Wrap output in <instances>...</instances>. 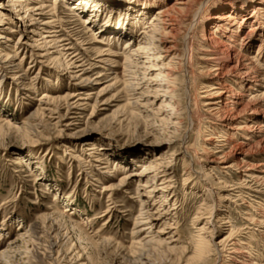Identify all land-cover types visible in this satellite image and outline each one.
I'll list each match as a JSON object with an SVG mask.
<instances>
[{"label":"rangeland","instance_id":"obj_1","mask_svg":"<svg viewBox=\"0 0 264 264\" xmlns=\"http://www.w3.org/2000/svg\"><path fill=\"white\" fill-rule=\"evenodd\" d=\"M9 1L0 0L1 55L12 53L22 36L17 20L20 12H16L20 6L45 3L46 8L36 16L42 24L55 0H20L15 8H8ZM160 2L57 0L56 31L71 48L63 59L77 57L74 61L84 65L72 71L78 79L72 78L71 71L39 58L30 68V55L22 59L18 54L15 62L20 63L24 78L14 80L11 69L0 62V264H188L197 256L202 227L206 229L201 235L210 239L211 245L225 239L231 230L235 240L247 243L244 255L264 264V226L249 221V217L259 220L262 216L264 184L247 180L251 188L240 192L239 170L222 169L225 162L234 165L242 150L230 153L220 165L200 162L207 159L205 137L214 127L217 131L220 128L195 99L200 85L207 82L203 77L209 68L202 61L206 56L202 49L208 46L209 31L218 34L210 19L240 13V7L251 15L260 5L264 7V0H194L189 2L190 11L180 14L173 10L178 33L167 41H174L185 54V40L191 37L192 52L187 58L191 59L189 70L196 76H189L186 66L176 68L173 94L166 92L164 54L163 63L156 61L155 51H148V56L135 55L134 60L140 59L131 68L134 73L124 72L126 41L135 49L137 35L146 31L145 23L151 22ZM166 2L168 6L174 0ZM200 9L201 14L195 16ZM261 24V31L252 33L258 42L264 38ZM251 27L247 23L242 33ZM101 30H105L103 44L96 45L94 39ZM152 33L146 34L148 48L157 39ZM1 35H8V41ZM252 38L245 47L249 55L258 54L256 59L262 56L264 63V43ZM80 69L85 71L80 73ZM203 70L205 74L200 73ZM129 81L138 84V90L127 91L124 86ZM114 82L115 87L105 89ZM232 84L238 88L236 80ZM90 91L92 94L86 96ZM69 95L70 103L81 106L67 112L63 101ZM49 99L60 101L57 114L46 111ZM167 103L171 104L165 106ZM194 111L199 114L194 115ZM59 116L64 117L59 120ZM57 122L59 125H54ZM261 122L262 116L256 125ZM38 123L41 127L34 126ZM246 138L245 134L241 141ZM102 148L108 151H99ZM255 151L246 161L255 167L262 165L264 170V152ZM147 162L159 163V170L154 171ZM208 164L214 167L210 180L202 169L203 165L209 169ZM163 170L170 175L168 183L159 177ZM130 174L135 175L122 184ZM141 190L153 197V208L160 210L161 221H150ZM219 195L228 199L218 201ZM197 211V217L201 216L198 224L194 221ZM143 221L154 224V231L164 228L160 235L163 245L150 244L154 233L139 231ZM166 246H174L175 251L168 252ZM227 255L218 246L201 264H225Z\"/></svg>","mask_w":264,"mask_h":264},{"label":"bare ground","instance_id":"obj_2","mask_svg":"<svg viewBox=\"0 0 264 264\" xmlns=\"http://www.w3.org/2000/svg\"><path fill=\"white\" fill-rule=\"evenodd\" d=\"M190 1H194V0H180V1L174 0L172 4L167 6L166 0H161L160 4L156 5V6L159 5L161 6H159L157 11L154 12L151 22L145 23L144 29L146 31L140 32L137 35L138 44L135 46V49H131V45H129L128 40L126 41V44L123 48L125 57L127 59L126 65L124 67V72L126 74L134 73L131 70V68H133V65L136 66L138 64L137 60L140 59L139 54H144L148 56L151 55L148 51H155L156 53L154 56L157 59L156 61H162L163 54H164V62L166 60V63L162 65H164L166 69V73H165V77L167 78L166 92H168L169 94H173L176 90L174 85L175 79L173 78L175 75L174 71L176 68L181 69L182 67L186 66L188 70V75L194 78L196 77L194 76L193 72L189 70L191 59L187 58L189 55H191L192 52L191 37L189 36L185 40L186 41L185 54L178 51L177 45L176 43H174V41L173 42L167 41V38H169L170 36L172 38V35L176 36V33H178L177 32L178 30H176V25L178 20L176 19L175 16L172 15L173 13H175L173 10H177L178 12H180V14L190 11L189 8ZM9 2L10 3L8 5V8L18 7L20 6L18 4L22 3V1L20 0H10ZM57 5H58L57 0H55L52 6V10L49 12L50 13L49 17L46 18L47 20L42 24H39L37 22L38 19H36V16L41 15L40 12H42L43 9L46 8L45 3L42 2L40 5H36L30 8L28 6L25 7L22 5L20 6L21 8H19V11H16V12H20L17 20L21 24L22 31L20 30L21 31L20 33L22 34V36H20L17 42L15 43L14 46L15 49L14 51H12V53L10 52L4 55L0 54V62L2 63V65L6 67L5 69H11L10 73L13 74L14 80L16 79L20 80L24 78V74H22L20 70V63L15 62V60H17L16 56H18V54L22 55L21 57L22 59L26 55L28 54L30 55L31 58L30 68L33 67L34 63H36V59L39 58L44 60L45 63L48 62L49 64L51 63L54 66L57 65L58 67L56 68H63L64 71H71L70 74H73L71 75L73 79L79 78L78 74H76L77 72L75 73L72 71L75 69L82 68L84 67V65H78L77 63L78 60H76V62L74 61L77 57H72L70 61H68L69 59L66 61L67 59L66 57L65 59H63L64 56L66 55L64 54V52L69 51L71 48H68V45L65 43L67 40L62 39V37L59 35L60 31H56L57 28L56 18L58 17L57 14L55 13V10L57 9ZM22 7H24L25 9ZM3 9L7 10V8L5 7ZM201 10L202 9H200V11H197L195 16H197L199 13L201 14L202 12ZM239 12L240 13H236L234 15L219 14L210 19L212 26L216 27L218 34L214 36V34L209 31L208 35L210 36V39L208 40V46L205 47L206 49H202L205 51L204 53L206 54V56L202 59V61L207 62L209 68L206 70V76L203 77V79H206L207 82L200 85L199 90L195 93V99H196V103L200 105L202 104V106L204 107L203 112L208 116V118L211 121L214 122L218 121L219 125H216V127L220 128V131H217L215 130L214 127L213 130L214 132L210 131V133L205 137L204 148L207 153L206 154L207 159L205 160L202 159L200 162L203 163V161H206V163L211 162L212 165H217V164L220 165L225 161H227V159L230 157V153L236 152L237 150H242L240 157H238V160L237 162H235L234 165L225 162L226 165H224L222 168V169L230 170L235 167L237 168V170H239V173L241 175V183H242L239 186L241 192L242 189L248 190L251 188V186L249 185L250 182L264 184V170L261 168L262 165L255 167L254 164L251 165L249 164L248 161H246L248 160L247 157H249V155L253 153L255 150L264 152V122H261L258 125H256V121L258 117L260 118L261 116L264 117V92L263 93L259 92L261 89L264 88V63H261V61L263 62L262 56L256 59V56L258 54H256V56L249 55V48L245 47L246 41L253 37L252 33L258 30L261 31V26H262L261 23H264V7L263 6L261 7L260 5V7L252 11L251 15L245 14V12H243L241 7ZM252 18H254V20H252ZM4 20L7 21V17H4ZM261 20L263 22H261ZM247 23H250V25H253V27L249 28V30L243 34L242 28ZM234 27H237L238 30L235 31ZM150 31L151 32L153 31L152 34H155V37H153V39L155 38L157 39L152 43H150L149 45H151V48H148L147 42L145 41L147 38L146 34L147 32ZM103 33H105V30H101L99 32L100 35L99 38L94 39V43H96V45L103 44L102 42L103 38L101 37ZM92 36H94V34ZM1 38L8 41L9 37L8 35L7 36L1 35ZM252 40L257 41L258 39L254 37L252 38ZM261 41L264 43V38H262ZM261 41L259 42L257 41V42L262 43ZM261 48L262 46L260 45L258 49ZM54 54L59 55V57H52V55ZM99 54H101L100 57L103 56L101 52ZM135 55L139 56L138 57L139 59L137 60L135 59L136 61L133 59V56ZM174 60H178V62L174 63ZM79 71L80 73H82L85 71V69H80ZM200 73L201 74L204 73V70L201 71ZM129 80H134V79L130 77ZM234 80L237 81L238 88H235V86L232 84V81ZM151 81L154 80L151 79ZM82 83L83 82H80L79 84ZM114 84L115 82L113 83V85ZM113 85L107 86L105 89H110L115 87V85L114 86ZM137 86L138 84L129 81L128 83H125L124 87L129 92H135L136 90H138ZM255 87H257L256 88L257 90L255 89ZM105 89L103 91H105ZM90 94H92L91 91L88 92L86 96H89ZM141 97L143 96L141 95ZM71 99L72 96L69 95L63 101L64 102L63 104H65L67 107L66 109L67 112L70 109H77V107L81 106V104H79L78 102L70 103ZM59 103H60L59 100L49 99L48 104H46L48 105V109L46 111H48L49 114H57L59 111ZM170 104L171 103H167V105L165 106H169ZM191 113L192 111H190V117H189L190 119L193 118ZM198 114L199 111H194V115H198ZM63 117L64 116H59V120H61ZM179 123L180 121H177L176 124ZM57 124L58 122L55 123L54 125ZM34 126L41 127V123H38ZM245 134L247 135V138L245 139V141H241V138ZM99 151H108V150L106 148H102ZM210 157L211 159L209 160ZM147 163L150 166V168L154 169V171L159 170L157 169V167H159V163L156 162H147ZM203 166L204 167H202V169L204 172V176L208 178L211 175L209 172H211V169L213 170L214 167L208 164L206 166H209L210 168L205 169V165ZM253 171H256V173H254ZM160 173L161 175L159 177H164L166 179L165 183H168L170 181V177H169L170 175L164 170L161 171ZM133 175L135 174H130L127 177L123 178L122 184L126 182V179H129ZM247 180H250V182H247ZM167 186H161V187L164 188L165 190L166 188H168ZM162 188H159V190L162 191L163 190ZM209 188H211L210 189L211 191L214 190V186H212L211 183L209 184ZM230 191H232V189ZM140 193H141L140 196L145 197L144 205L145 207L148 206L147 212H148V216L150 217V221L151 222L161 221L163 217L160 213V210L157 209L158 207L153 208L155 206L152 200L153 197L150 195H146L142 190L140 191ZM219 196L220 197L218 201L228 199L224 195H219ZM174 205L175 204H172V206ZM216 205L217 207H219L220 204H216ZM175 209L176 208L172 207V210ZM198 213L199 212L197 211L194 217V221L196 224L200 222V218H201V216L197 217V215L200 214ZM212 214L213 213L211 212L210 219L213 216ZM259 215H262L259 220L254 219V217H249L250 218L249 221L264 226V209L261 210ZM225 220L222 221L224 222ZM226 223L224 222V224ZM141 224L144 227L139 231H147L150 233H154L153 237L149 240L150 244L157 243L159 245H163L162 242L164 241H162L160 235L165 233L163 231L164 228L157 229V231H154L153 228L155 226L154 224L149 223V221H143L141 222ZM205 229L206 228L202 227L200 228V231L201 232L205 231ZM201 232L198 235V243L195 253L197 256L194 258V261L191 260L190 263L188 264H201L207 261L208 257H210V254L216 251V248L218 246L221 247V250H224V253L228 254L226 257L228 259V262H226L225 264H258L257 260L256 261L252 260L253 256H251L250 254L244 255L246 254V252L243 251L244 250L243 247L247 246V243L240 242L239 240H235L236 235H233L231 230L229 232V235L225 239H221L217 244L214 245H211L210 239H207L206 237L202 236ZM155 238L158 239L154 240ZM174 241L176 240L173 239L172 242ZM174 249H175L174 246L171 248L166 246V250H168V252H173L175 251ZM182 253L183 252H181L180 254ZM140 256L142 259H144L142 255ZM177 259L180 262L181 260L180 256ZM179 264H183V262H180Z\"/></svg>","mask_w":264,"mask_h":264}]
</instances>
